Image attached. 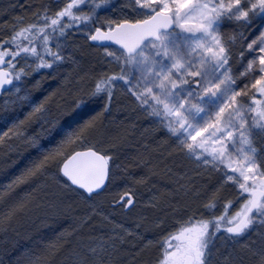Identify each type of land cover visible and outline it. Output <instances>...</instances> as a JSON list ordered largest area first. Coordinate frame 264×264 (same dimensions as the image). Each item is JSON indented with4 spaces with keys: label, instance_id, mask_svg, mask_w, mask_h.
<instances>
[{
    "label": "snow or ice",
    "instance_id": "1",
    "mask_svg": "<svg viewBox=\"0 0 264 264\" xmlns=\"http://www.w3.org/2000/svg\"><path fill=\"white\" fill-rule=\"evenodd\" d=\"M134 4L128 0L126 5L134 15L104 18L97 26L100 11L114 10L112 0H69L51 15L42 3L33 20L25 23L18 17L11 33L0 39V93L16 94L6 104L29 101L32 109L23 120L16 115L0 117L12 121L0 136V145L5 137L12 139V133L38 146V137L28 135L27 127L45 119L48 98L33 104L26 92L20 94L22 86L33 73L55 72L66 61L62 42L73 31H83L87 40L98 42L94 46L102 47L107 57L93 84L77 89L73 101L79 109L106 100L103 111L61 130L63 138L39 149L40 155L0 190V199L22 184L35 185V191L46 180L81 201L102 196L111 183L113 158L92 139L119 92L173 138L186 159L220 174L218 186L201 205L203 211L189 205L186 215L164 230L156 244L160 252L156 264H264V99L251 96V103L243 99L250 96L249 85L264 97V0H134ZM225 26L231 29L230 37L222 31ZM236 43L242 65L238 73L232 70ZM225 187L237 190L235 199L218 211L219 193ZM62 203L53 202V210ZM136 203V192L128 187L114 198L113 208L131 211ZM237 203L239 209L231 212ZM23 207V200L12 205L0 227ZM92 215L61 233L44 255L28 256L26 264H49L48 256L58 250L69 253L68 264H114L119 249L106 242L86 243L80 233L90 226ZM162 226L160 221L157 227ZM111 238L123 243L115 228ZM155 243L148 240L141 251Z\"/></svg>",
    "mask_w": 264,
    "mask_h": 264
},
{
    "label": "bare ground",
    "instance_id": "2",
    "mask_svg": "<svg viewBox=\"0 0 264 264\" xmlns=\"http://www.w3.org/2000/svg\"><path fill=\"white\" fill-rule=\"evenodd\" d=\"M60 1L61 0H0V38L7 37L11 33L12 26L16 23L18 17H22L25 23L33 20L35 11L42 3L49 6L50 15L54 14L55 7L58 6ZM84 37L85 36L75 34L69 36V38H74V42L80 41V39ZM87 43L91 46L88 40ZM91 47L97 50H103L94 46ZM64 55L66 56V54ZM79 56L80 57H74V59L70 56L63 64H60V70L50 75L53 76V78L59 75L58 80L64 83L67 82V87L69 86V81L72 85L69 86L70 88L68 87L69 92H67L68 90H66L65 93L62 91L65 86L63 82V85L57 84L50 89L47 88V90L42 92V95L39 92H32V88L25 89L28 91L29 100L33 104L44 101V95L50 97V91L56 89V93L52 98L54 100L51 101L48 99L45 105L46 107L49 105L48 107L52 109V113L51 117L46 115L44 120L33 122L30 127H27L28 135L38 137V146H32L20 138L12 136V133H9L12 139L5 137V141H9L11 145L5 150L0 151V190H3L15 175H19L32 159L40 155L39 149L50 148L58 143L63 138L61 130L74 128L77 124L82 123L84 119L95 115L98 111H103L106 102L100 99H97L94 103H90L87 106H82L79 109L74 107L73 101L75 99L76 90L84 89V83L77 86L78 83L76 82L81 81L80 79L87 78V81L91 82V86L94 77L98 74L97 65L93 61L88 59L91 62H89L90 64H86L85 60L87 57L83 56L82 53ZM4 95L0 96V100L3 99ZM117 96H119V93H117ZM12 99L13 97L9 98V101ZM118 100L119 99L116 101ZM5 101L6 100L2 101L0 104V106H4L0 114L3 117L5 115L15 114L16 112L23 116H27L32 110L29 106V101L7 104ZM50 104H52V107ZM115 109L116 104L112 103L110 110L104 112L101 120L110 122L117 119L116 123L121 124L118 126L121 128H105L100 122L98 131L92 139V143H96L97 148L101 150L105 148L104 151H107L112 158L114 157L112 159V172L114 170H121L122 168L119 178L124 184H127L128 181L126 180L125 168H128V166H126V164L132 161L131 156L139 154L135 147L131 145L138 134L137 129L139 126L137 123L133 124L128 122L125 116L122 117V114L118 113ZM22 115L21 118H23ZM52 122H55V127L52 126ZM11 126L12 123L9 124L7 130L0 129V136L8 132ZM140 127L144 128L143 125H140ZM118 131L120 133H118ZM4 147V144L0 145V149ZM15 161H18L17 165L14 163ZM123 163L124 165L122 167L121 165ZM12 167H15L13 171ZM183 168L187 175L192 173V171L186 170L187 168L185 165H183ZM135 176L136 174L132 177ZM174 181L180 184L183 180L176 178ZM161 182L168 189L166 183L162 180ZM211 182L212 181H209L207 184L209 186L198 195L196 194L198 191L193 192L192 189H185L182 196L176 193L174 189H169V192L173 200L182 203L185 197L192 196L195 199L194 208H200V210L203 211L201 204L197 203L205 202L207 197L210 196L212 191L218 186L215 183L211 184ZM1 184H3V186ZM128 187L131 186L128 184L125 188ZM159 187L161 190H166L163 186ZM34 188L35 185L22 184L16 187L11 193L6 194L4 199H0V218L4 216L12 205L17 204L21 200L24 201V207L17 211L11 219V223L14 224L11 225L9 229L5 226L0 227V264H26V258L28 256L34 253L44 255L45 249L49 244L56 242L61 233L67 234V232L76 228L82 219L92 215L93 209H95L97 214L92 215L90 226L80 230L86 243L106 242L107 245H114L119 249L114 254V264H156V260L160 255L156 244L160 242L164 234L154 235V232H158L160 227L153 225L155 218L158 216L155 213L153 214V209L157 201V194L160 190L155 192L153 189H148V194L144 195H139L137 193L138 198L135 208L131 211H127L119 207L113 208L115 197L111 194L112 190L110 186L102 196L92 201H81L78 197L66 194L64 189L51 180L42 181L41 186L36 188L35 191ZM196 188H198V186L195 187V190ZM56 191H59L60 194L56 193ZM221 199L222 200L219 201L218 204V210L223 207L227 200L232 198H230L229 194H225ZM5 200L7 203H5ZM61 201L63 202L62 205L53 210L52 203H59ZM69 205L71 206L69 207ZM169 206L165 205L162 209L167 210L170 208ZM183 213L181 217L186 215L185 212ZM104 217H108V220H105ZM181 217H179L178 220ZM170 218H172V216H170ZM23 220L28 224L22 226L21 222ZM109 220L111 223L108 222ZM141 223H143V225L137 228L136 224L139 225ZM116 225H120L121 227H115ZM114 228L115 231L123 237V243H121L120 239L111 238ZM129 231L132 235H128ZM150 233L151 235L145 237ZM89 236L94 239L89 240ZM253 236L257 237L255 235ZM148 240H153L156 243L141 251ZM221 243L222 242L217 241V245L219 244L218 246H220ZM138 244H140V246H138ZM221 251H223V248H221ZM68 258V252L58 250L54 255L48 256V262L49 264H68Z\"/></svg>",
    "mask_w": 264,
    "mask_h": 264
},
{
    "label": "trees",
    "instance_id": "3",
    "mask_svg": "<svg viewBox=\"0 0 264 264\" xmlns=\"http://www.w3.org/2000/svg\"><path fill=\"white\" fill-rule=\"evenodd\" d=\"M105 11L106 10L101 11V13ZM107 12L109 13V18H114V17L118 18L126 14L131 15V13L126 8H121V7H116V9L114 10L113 9L112 10L110 9L109 11L107 10ZM74 43L76 44L75 47L84 50V52L85 51L88 52L91 50L96 52L95 48L88 45L87 39L85 37L83 39H80V41H77ZM83 56H85L84 53H83ZM85 57H89V55ZM50 73L52 72L51 70H48V69L41 70V72L37 73L35 79L39 83L36 86L31 87L33 89L32 92L34 93L39 92L42 95V92L47 90V88L50 89L51 87L56 86L57 84L63 85L62 84L63 81L58 80L59 77L53 78V76H50L51 75ZM80 80L81 81H78V82L74 81L78 83L77 86L82 83H84V89L90 86L91 82L85 80L84 78ZM68 83H69L68 84L69 86H72L69 81ZM64 85L66 86V84ZM65 86L62 91L65 93L66 90H68L67 92H69V89H68L69 86L68 87H65ZM52 90L50 91V97L44 95V98L47 97L51 101L54 100L52 98L54 97L56 93V89H52ZM117 99L119 100L116 101ZM104 101L106 102V100ZM1 102L2 100H0V104ZM112 103L116 104L115 110L118 113L122 114V117L125 116L128 122L135 124L136 121L134 119L135 118L137 119V124L139 126L137 129L138 134L131 145L135 147V149L138 151L139 154L136 156H131L132 161H129L128 163L129 165L126 164L128 168H125L126 170L125 169L124 170L126 173V180L128 181L127 184H124L123 181H121L119 178L122 168L121 170H118V171L114 170L112 172V179L110 183V188L112 190L111 194L113 195V197L117 198V196L120 193H122L123 190L126 189L125 187H127L128 184L136 192V198H138L137 193L139 195L148 194V189H153L155 192L160 190L157 194V201L155 202L153 214L155 213L156 215H158L154 220L155 222L154 226H156L160 221H163V226L160 227V230L158 232H154L155 233L154 235L163 234L165 229L171 230V227L173 226V224H175L174 222L177 223L178 218L184 214L183 212H185V209L189 205L192 208H194V205H195V199L192 196L190 197L184 196L185 198H184L183 203L173 200L171 198L169 189H174L176 193L182 196L183 191L185 189L191 190L198 186V188H196V191H198V194H201L203 190L206 189L207 186H209L207 185L209 181H212L211 184L215 183L218 185V183L215 177H213L212 175H207L201 171H196L193 168V166L187 160H185L182 157V155L176 150L174 143L169 137H167L162 131H160L153 124L148 122L146 118H144L145 121H143V119L139 115L138 108L133 103H131L130 100L126 96L119 93V96H116V98L113 100ZM50 105L52 107V104ZM48 106H47V109H48L47 116L51 117L52 109H50ZM3 108L4 106H0V114ZM12 115L18 116L20 120H23L25 117L18 112H16L15 114L13 113L11 115H5V116H12ZM21 115L23 118H21ZM0 117H3V116L0 115ZM116 121L117 119H115V121H110V122L107 120H101L100 122L105 128L109 127L110 129L111 128L115 129L116 127L121 125V124L116 123ZM142 122L144 123V125L142 124ZM10 123H12L11 120H8L7 122H5L3 119H0V129L7 130ZM140 125H143L144 128H141ZM120 128L121 127H118L116 129H120ZM118 133L120 132L118 131ZM4 145L5 147L1 148L0 151L8 148V146L11 145V143L8 141L4 143ZM103 150H105V148ZM14 163H16L17 165L18 161H15ZM123 165L124 163L121 166L123 167ZM183 165L186 166L187 168L186 170L190 172L192 171V173H189L187 175V173L185 172L183 168ZM14 169L15 167H12V171ZM134 174H136V176L132 177ZM137 175H138V179H137ZM176 178L181 179L183 181L179 184L176 181H174ZM161 180L166 183V186L168 187V189L164 186ZM139 181H142V182H139ZM1 185L3 186V184ZM199 185L201 188L199 187ZM159 186L165 187L166 190H161ZM56 193L60 194L59 191H56ZM225 194H228V193L223 190L219 193V196H220L219 201L222 200L221 197L225 196ZM202 203L203 202H198L197 204L202 205ZM165 205L166 206L170 205L169 206L170 208L167 210H163L162 207ZM170 216H172V218H170ZM2 218L3 217H1L0 219ZM13 224L14 223H11V221L5 222L3 226L9 229L11 225ZM27 224L28 223L25 220L21 222L22 226L27 225ZM142 225L143 223L139 225L136 224V227L138 228V227H141ZM149 235H151V233L146 235L145 237ZM253 239L258 240V237L253 236ZM138 246H140V244H138Z\"/></svg>",
    "mask_w": 264,
    "mask_h": 264
},
{
    "label": "rangeland",
    "instance_id": "4",
    "mask_svg": "<svg viewBox=\"0 0 264 264\" xmlns=\"http://www.w3.org/2000/svg\"><path fill=\"white\" fill-rule=\"evenodd\" d=\"M67 2H69V0H61L59 3H58V6L57 7H55V11H58L60 8H62V7H64L65 6V4L67 3ZM112 4L114 5V9H116V7H121V8H126L130 13H131V15H134L131 11H130V8L129 7H126V5L128 4V0H112ZM132 6L134 7L135 6V4H134V0H132ZM112 10V8H109V9H107L108 11L109 10ZM107 10L105 11V12H102L101 13V11H100V13H99V15H100V19L97 21V26H99L100 24H103L104 23V18H109V13L107 12ZM84 11L85 12H87L88 11V8L87 7H85L84 8ZM104 11V10H103ZM137 11H142V10H139V9H137ZM259 24V21H257V25ZM94 30V29H93ZM177 31H179V29H177ZM222 31H223V33L225 34V36L226 37H230L231 35H232V32H231V29H230V27H228V26H225L223 29H222ZM253 31L255 32L256 31V29H253ZM72 34H75V35H82V36H84V32L83 31H73L72 32ZM246 35H250L249 33H246ZM1 37V36H0ZM3 38H5V37H3ZM3 38H0V39H3ZM74 38H68L67 40H65V41H63L62 43L64 44V48H63V51H64V54H66V59L67 58H69L70 56L71 57H73V59H74V57H80L79 55L82 53H84L85 54V56H87V55H89V57H87L88 59L90 58V60L91 61H93L96 65H97V68L99 69L97 72H98V74H99V72L103 69V68H105L106 67V65L103 63V61H106L107 60V57H105L104 56V51L103 50H97L96 49V52L98 53H96L95 51H85L84 52V50H82V49H80V48H77V47H75V43H74ZM239 50H240V43H236V45H235V48L233 49V51H234V59H233V61H232V70H233V72H235V73H238L240 70H242V65H241V58H240V56H239ZM80 53V54H79ZM248 53H247V51H246V49H245V59H244V62H243V64H244V66H246V59H247V57H248ZM94 59H93V58ZM88 59H86L85 61H86V64H90L89 62H91V61H89ZM258 66V65H257ZM60 65L58 66V68L56 69V71H58L60 68ZM55 71V72H56ZM55 72H52V73H55ZM97 74V75H98ZM37 75V73H33L31 76H29V77H26L25 78V83H24V85L22 86L23 87V91L20 93L21 95L22 94H25V92L27 93L28 91L27 90H25L26 88H31L32 86H36L37 85V81H36V79H35V76ZM58 77H59V75H58ZM85 80H87V78H84ZM94 82V81H93ZM237 83L238 84H241V86H242V83H241V80L240 79H238V81H237ZM252 83H254V81H252ZM63 84H67V82H63ZM69 84V83H68ZM66 87H67V85H66ZM249 93H250V96H247V97H244L243 99H245L246 101H248V103H251V96H255L256 98H258V99H264V97H259L258 96V93L256 92V90L255 89H253V88H251V85H249ZM15 93H13V94H11V95H9V94H5L4 95V97H3V99H2V101H4V100H6V101H9V98H11V97H13V99L15 98ZM12 99V100H13ZM138 111H139V115H140V117L143 119V121H145L144 120V118H146L147 119V121L148 122H150L151 124H153L155 127H157L160 131H162L167 137H169L171 140H172V142L174 143V140H173V138H171L165 131H163L161 128H160V126L157 124V123H155L154 121H153V119L150 117V116H148L146 113H143V112H141L139 109H138ZM137 117H138V115H137ZM135 121H136V123H137V119L135 118L134 119ZM142 124L144 125V123L142 122ZM174 145H175V143H174ZM176 147V146H175ZM181 154V153H180ZM182 155V157L185 159V160H187L192 166H193V168L196 170V171H201V172H203L204 174H207V175H212L213 177H215V179H216V181H217V183L219 182V178H220V174L219 173H217V172H215V171H213V170H211L210 168H208V169H206L203 165H201L200 167H197L196 166V164H195V162H193V161H190V160H188V159H186L184 156H183V154H181ZM223 191H226L229 195H230V198H232V199H230V200H233V199H235V191H237L236 189H233V188H231V187H225L224 189H223ZM239 207H240V205L237 203L232 209H231V212H235L236 210H238L239 209ZM218 211H223V208H221L220 210H218ZM175 224H176V222H174ZM155 224V222H153V225ZM174 225V224H173ZM157 226V225H156ZM172 228V227H171Z\"/></svg>",
    "mask_w": 264,
    "mask_h": 264
},
{
    "label": "water",
    "instance_id": "5",
    "mask_svg": "<svg viewBox=\"0 0 264 264\" xmlns=\"http://www.w3.org/2000/svg\"><path fill=\"white\" fill-rule=\"evenodd\" d=\"M88 41H89V40H88ZM89 43H90L91 46H94V45H96L98 42L89 41ZM103 43H105V44H109L110 42H103ZM94 47H96V46H94ZM112 47H115V45H112ZM97 48L103 49L102 47H97ZM2 94H4V93H0V96H1Z\"/></svg>",
    "mask_w": 264,
    "mask_h": 264
}]
</instances>
